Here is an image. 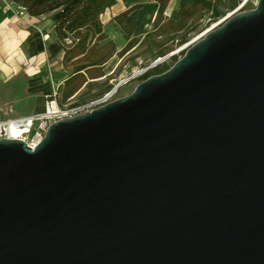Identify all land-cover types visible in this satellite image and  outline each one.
<instances>
[{"label":"water","instance_id":"obj_1","mask_svg":"<svg viewBox=\"0 0 264 264\" xmlns=\"http://www.w3.org/2000/svg\"><path fill=\"white\" fill-rule=\"evenodd\" d=\"M0 264H264V0L33 149L0 137Z\"/></svg>","mask_w":264,"mask_h":264},{"label":"trees","instance_id":"obj_2","mask_svg":"<svg viewBox=\"0 0 264 264\" xmlns=\"http://www.w3.org/2000/svg\"><path fill=\"white\" fill-rule=\"evenodd\" d=\"M24 7L30 16L49 14L57 9L66 7L64 13L55 21L53 33L63 50V65L70 71L61 95L57 92L54 99L57 104L68 103V98L84 84V89L78 97L86 94L95 85L97 78L103 77V94L111 85L108 83L111 75H105L103 66L115 53V45L108 41L98 46V41L105 35L95 36L93 23L106 8L115 3V0H9ZM159 8L150 23V28L141 39L129 29L132 25L123 23L126 16L137 6L124 11L115 17L117 23L130 36V40L116 54L123 56L136 46H144L153 50L158 56H163L188 41L189 36L195 32L207 19L206 24L213 22L224 15L227 10L234 9L239 0H179L178 14L175 20L165 16L168 0H157ZM205 25V24H204ZM134 48V50L136 49ZM183 54V51L181 52ZM174 62L176 55L171 56ZM169 64L162 62L146 70L137 79L159 74L168 69Z\"/></svg>","mask_w":264,"mask_h":264},{"label":"crops","instance_id":"obj_3","mask_svg":"<svg viewBox=\"0 0 264 264\" xmlns=\"http://www.w3.org/2000/svg\"><path fill=\"white\" fill-rule=\"evenodd\" d=\"M178 3L179 0H168L165 16L178 20L169 14L173 4L178 13ZM133 6L137 8L126 16L123 23L132 25L129 29L142 39L149 30L146 26H150L159 8L157 0H115L93 23L95 36L102 34L101 28L106 23L112 27L116 25L126 35L122 46L106 36L98 41V46L108 41L114 43L115 53L112 57L130 40L115 17ZM18 7L9 0H0V119L42 112L46 98L53 92L61 95L70 76V71L63 65L64 52L53 33L55 21L66 7L37 17L27 13L19 15ZM105 75L109 74L105 72ZM84 86L68 98L70 103L75 102Z\"/></svg>","mask_w":264,"mask_h":264},{"label":"rangeland","instance_id":"obj_4","mask_svg":"<svg viewBox=\"0 0 264 264\" xmlns=\"http://www.w3.org/2000/svg\"><path fill=\"white\" fill-rule=\"evenodd\" d=\"M242 0H239V3ZM257 0H247V2L237 11H242L246 9H251L255 6ZM237 5V6H238ZM237 6L232 10H227L222 17L215 21H211L208 24H206L207 19L204 20L203 24L190 36L187 42L180 46H176L172 51H176L174 55L177 56V58L181 57V52L184 50L195 40L200 38L208 29H210L212 26L220 24L224 18H226L231 12H233ZM169 14L174 16L175 18L179 19V14L176 12V5L173 4L170 7ZM220 21V22H219ZM217 22H219L217 24ZM205 24V25H204ZM115 27H112L110 24H103V27L101 28L102 34H104L107 38H111L114 40L115 44L118 46H122L125 43L126 35L121 32L116 25ZM150 26H146V29L148 30ZM97 29V28H96ZM100 43V42H99ZM171 52V51H169ZM168 52V53H169ZM167 54V53H166ZM165 54V55H166ZM163 55V56H165ZM158 56L153 50L146 49L144 46H139L135 50L126 53L124 56L120 57L118 55L110 58L108 62L103 66L104 72L108 73L112 76L111 79H109L108 83L112 86V84H116L119 80L122 78L128 77L131 74H137L139 73L143 68L149 66L154 60H156ZM165 63L169 64L171 66L174 63V60L172 57L166 58ZM104 78H97L95 81V85H93L86 94L82 95L81 97H78L74 103H86L90 100H93L100 94L98 92L103 91L104 87L102 82H104ZM139 82V80L132 79L130 82H127L125 84H122L118 87L116 96H123L128 93H130L135 85Z\"/></svg>","mask_w":264,"mask_h":264},{"label":"built area","instance_id":"obj_5","mask_svg":"<svg viewBox=\"0 0 264 264\" xmlns=\"http://www.w3.org/2000/svg\"><path fill=\"white\" fill-rule=\"evenodd\" d=\"M246 2L247 0H242L234 11L239 10ZM18 14L21 16L26 14L25 8L19 6ZM219 22H217V24ZM175 52L171 51L165 56L158 57L151 64H149V66L143 68L139 73L131 74L128 77L122 78L116 84H112V86L103 94L86 103L78 104L69 102L61 106L57 104L54 99H51L56 95V92H53V94L46 98L45 107L42 112L31 115L18 116L15 118H1L0 137L20 139L24 141L28 147L33 149L42 140L46 129L51 122L62 118L72 117L85 111H90L96 107L102 106L107 102L112 101L113 99L117 98L116 93L120 85L130 82L132 79L138 78L149 68L165 62L166 58H170L175 54Z\"/></svg>","mask_w":264,"mask_h":264}]
</instances>
